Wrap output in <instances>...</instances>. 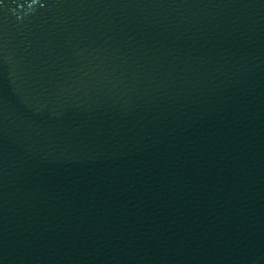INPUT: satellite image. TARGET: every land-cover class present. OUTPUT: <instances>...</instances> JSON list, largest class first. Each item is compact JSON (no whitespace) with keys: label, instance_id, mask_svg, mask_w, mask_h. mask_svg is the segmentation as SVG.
Wrapping results in <instances>:
<instances>
[{"label":"water","instance_id":"1","mask_svg":"<svg viewBox=\"0 0 264 264\" xmlns=\"http://www.w3.org/2000/svg\"><path fill=\"white\" fill-rule=\"evenodd\" d=\"M0 264H264V0H0Z\"/></svg>","mask_w":264,"mask_h":264}]
</instances>
